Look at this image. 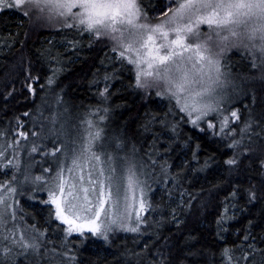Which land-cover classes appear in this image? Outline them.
Masks as SVG:
<instances>
[{"label":"trees","instance_id":"1","mask_svg":"<svg viewBox=\"0 0 264 264\" xmlns=\"http://www.w3.org/2000/svg\"><path fill=\"white\" fill-rule=\"evenodd\" d=\"M137 1L150 21L159 0ZM13 10L22 14L19 21L9 9L0 13V135L4 131L11 139L7 131L17 126L25 137L42 131L62 103L91 112L87 119L102 131L109 108L115 121L105 146L133 149L130 158L143 169L151 166L148 185L162 186L140 213L139 233L103 242L69 236L51 208L42 215L36 210L42 200L34 210L25 208L23 214L33 216L26 227L38 234L36 264H264V68L242 50L223 56L224 68L238 74L254 110L251 128L228 139L190 125L179 109H171L170 96L136 87L132 67L113 55L119 51L110 39L82 30L78 21L68 20L76 26L65 27V18L46 11ZM245 101L232 108L241 113ZM69 127L78 128L71 120L63 130ZM48 143L51 150L54 144L64 149ZM3 170L0 158V184ZM28 249L19 252L25 257Z\"/></svg>","mask_w":264,"mask_h":264},{"label":"rangeland","instance_id":"2","mask_svg":"<svg viewBox=\"0 0 264 264\" xmlns=\"http://www.w3.org/2000/svg\"><path fill=\"white\" fill-rule=\"evenodd\" d=\"M7 2H11V0H7ZM135 2L140 9L137 22L146 23L149 25V27H155L157 24L167 21L168 18L172 16V11L169 8L170 4L171 8L177 7V5L172 2V0H159V4L149 13V21L144 17L138 1L135 0ZM181 2H183V0H181ZM7 9L10 10V13L14 16V19L19 21L22 18L21 13H16L13 10L17 8L4 7L3 3L0 2V13ZM27 9H31L27 4L21 8L22 11ZM35 13L37 15L38 10H34L33 14ZM165 13H167V15H165ZM52 17L55 19L63 18L56 15H53ZM178 23L184 25L190 23V21L188 20V17H185L183 21H178ZM259 23V20H257L255 17H252L247 21L246 24H241L239 27H236L235 30L237 31L238 35L235 37H230L229 41L226 42V47L223 45L218 47L217 45L220 44L219 38L216 37L214 33H212L214 42L211 43L209 51L205 52L204 54L206 57L211 56L214 60H219L221 73L219 77V83H213V81L216 79V73L214 71L208 73V69L206 67L205 73L211 75L212 80H209L208 76L206 75L202 83L190 85L188 91L179 93V102L177 101V98L171 96L169 85L164 82H157L154 86L155 91H158L166 98L170 96L172 101L168 102L171 105V109L173 111L179 109V111L184 114L186 121L190 125H194L192 120L196 119L197 115H199L198 112H192L191 115L188 114L191 111V105L193 103H195L198 107L206 103L213 104V106L216 107V111L209 112L207 116H204L198 120L194 125L198 129L212 130L217 135H225L228 137V139L232 138L234 134L233 132L235 131H237L238 137L241 133L245 134L246 130L251 128L250 121L254 116V110L248 107L247 101H245L247 94L243 89L244 86H242V82L238 77V74H235L234 72L227 70V68H224L223 56L231 51L242 50L249 54L250 57L254 59L253 61H255L257 65L263 69L264 64L261 62V53L259 51V47L262 42L258 38L259 34H257V39L255 40L248 39L252 29ZM192 26L193 28L197 27L194 23ZM116 27L121 28L122 30L127 29L126 25L118 24ZM167 27L170 28L172 25H168ZM199 30L202 34H207L211 31L207 24L199 25ZM227 34V32H221V35ZM114 35L119 36L120 33L117 32ZM124 35L127 36V31H124ZM169 38H173L172 33H170ZM185 42H191L195 44L201 43L202 41L193 37H188ZM233 44H235V46H233ZM221 47H223V51H221ZM116 51H119V53L112 54L119 57L120 50L117 49ZM126 55L131 56L134 54L126 53ZM189 55H192V53H185V57ZM123 60L129 64L127 59ZM129 65L132 67L134 72V81H136V73L139 69L135 65ZM184 66L186 68H190V64L187 61L184 62ZM140 67L147 68V65L141 64ZM149 83H152L151 78H149ZM202 88H211L214 89V91H212L210 95H205L203 97L195 96V92L201 91ZM241 101H245L246 106L240 113L238 108H232V106ZM185 103H188L189 108L185 111H181L180 109ZM71 107L72 106H69L67 103H62L56 109L55 119L50 123V126L44 127L42 131L38 130L36 132H32V135L30 134L27 137L22 134V129H19L18 126L12 131H7L8 129L6 130L7 135H12L11 139L7 136L5 137L4 131H2V134L0 135V158L5 169L2 173V179H4V183L1 182L3 184H0V196L6 198L5 203L0 204V212L4 213L3 222L0 223V254L1 251L4 252L3 256L0 255V264H26V262L30 260L33 262V264H36L37 260L34 258L35 255L37 257L41 256V253H39V243L38 241H35V239H38V234L34 232V229H28L26 227V225L29 224L33 219V216L29 214H23L25 208L34 210L38 205L36 202L42 200L40 202L41 207L39 206L40 208L38 207L36 210H39L42 215V209L51 208L53 213L52 218L56 219L53 211L54 205L44 203V201L49 199V189L54 187V177L56 176V173L60 170V168H73V154L79 156L83 149H86L87 151H85L84 156L77 161V163L82 165L83 171H81L80 168H76L73 173H68L65 171V178H70L72 175L77 177L84 175L86 184L87 174L89 172H93L94 168V175H98L100 169H104L105 175H107L109 168H115L116 171L114 175L118 178H121L120 182L126 187L129 169H132L135 172L136 178L139 182L137 188V197L142 198L145 202V205L149 200L151 202V200L155 198L156 193L159 194L161 191V185H159L157 188L156 186L153 188V184L148 185L147 176H149L150 180L153 179L152 174L150 173L152 172L150 169L151 166L150 168L145 166L143 169L140 162H137V160L133 157L130 158L131 156L129 154L133 151V149H130L129 151L118 150V153L114 148L105 146L106 142L109 141L113 136L111 126L115 121V117L111 116V111L109 108L105 109L108 115H104L102 119V124L106 130L104 128L101 131L99 127H96L95 124L92 123L90 118L87 119L91 112L87 113L88 115H84L83 111L76 112ZM232 112H236L238 118L233 117L231 115ZM225 117H227V126L224 125ZM70 120L78 128L75 129L69 127V131L63 130V128L66 126V122L69 124ZM209 123L213 124L214 127H209ZM52 124H54V126H52ZM107 129L109 132H107ZM97 133L99 134L98 136ZM164 136V140H166L167 135ZM6 138H8L14 146L12 151H10L8 148ZM48 141L62 143L64 145V149L60 147V144H54V148L51 150L52 146L49 145ZM48 146H50V148ZM34 147L37 149L35 152L32 151ZM57 147L61 149L60 152H56ZM53 152H55V155H52ZM90 153L99 156L100 160L97 161L93 159V157L89 158ZM39 161L40 163H37ZM40 168L42 169V172L39 171ZM48 169L51 171L49 178L46 174ZM52 169H54L53 172ZM36 177H41V180H36ZM100 178L103 179L104 177ZM11 188H14L15 191L12 192L8 190ZM32 195H37V199L34 203L29 202V198ZM129 203H131V201H129ZM116 207L117 206L113 205L111 208H109L106 205L105 209L108 212V215L106 216L103 212L101 213L97 223L100 224L103 234L94 233L96 236L98 234L99 238L95 237L92 232L88 231L87 227L84 229L83 233L79 231H73L71 235H69V233L68 235H76L75 237L79 238H81V236H86L88 238L90 237L91 241L103 242L105 239L108 240L109 238L115 240L120 235H136L139 233L140 220L136 219V209L139 207V205L135 204L133 207L128 208L127 212L125 211V204L123 201H121L118 206L120 208L119 210H117ZM150 213L151 212L149 210L148 214L150 215ZM43 221L46 223L45 220ZM112 221H115V223H112ZM61 224L62 228L66 226L68 232L69 226L62 222ZM126 227H136L138 230L135 232L127 231L125 230ZM104 229L108 230L105 232ZM31 230L33 233H31ZM21 237H24V244L33 242L38 246V250L33 251L32 248L28 249L30 252L24 257V254L19 252V249L22 251L24 249V247H21L20 245ZM14 260H16V262Z\"/></svg>","mask_w":264,"mask_h":264},{"label":"snow or ice","instance_id":"3","mask_svg":"<svg viewBox=\"0 0 264 264\" xmlns=\"http://www.w3.org/2000/svg\"><path fill=\"white\" fill-rule=\"evenodd\" d=\"M0 2L4 7L21 9L27 4L29 8L41 13L48 11L50 14L65 18V27L76 26L68 23V20L78 21L82 30L93 33L97 38L103 37L113 41V50H120L121 59H127L129 64L137 66L139 70L136 73V87L147 89L154 87L157 82H164L169 85L171 96L177 98L178 102L179 93L188 91L190 85L202 83L206 75L209 80H212L208 73L214 71L216 79L213 83H219L221 75L219 60H214L211 56L206 57L204 54L209 51L211 43L214 42L212 33L219 38L220 44L217 46L226 47L230 37L238 35L235 28L255 17L260 23L252 29L248 39L255 40L259 34L258 38L262 42L259 51L261 62L264 64V0H183V2L172 0L177 5L176 8H171V4L169 5L172 16L155 27L137 22L140 9L135 0H11V2L0 0ZM23 14L28 15V11H24ZM185 17H188L190 23L184 25L178 23ZM193 23L197 26L196 28H193ZM118 24L126 25L127 29L122 30L116 27ZM201 24H207L211 31L202 34L199 30ZM168 25L172 27L168 28ZM124 31H127V36L124 35ZM117 32L120 33L119 36L114 35ZM221 32L228 34L221 35ZM170 33L173 34L171 39ZM188 37L202 42L186 43ZM126 53L134 55L129 56ZM185 53H192V55L185 57ZM185 61L190 64V68L184 66ZM141 64H146L147 68H141ZM256 66L253 64V67ZM206 67L208 73H205ZM149 78L152 79V83H149ZM212 91L214 89L202 88L201 91L195 92V96L210 95ZM188 108V103H185L181 111ZM212 111H216V107L211 103L200 107L193 103L188 114L199 113L196 119L192 120L195 125L198 120ZM231 115L237 117L236 112H232ZM224 125L227 126V117L224 118ZM208 126L214 127L211 123ZM32 151L35 152L37 149L34 147ZM60 151L61 149L57 147L56 152ZM85 151L87 150L83 149L79 156L73 154L74 167L60 168L54 177V187L49 189V199L44 203L54 205L55 218L69 226V235L73 231L83 233L86 227L90 232L103 234L97 221L102 212L108 215L105 206L118 207L123 201L126 212L135 204L139 205L136 209V219L140 220V213L145 210L146 205L142 198L137 197L139 182L132 169H129L126 187L120 182L121 178L114 175L115 168H109L107 175L104 169H100L98 175H94V168L93 172L87 174L86 184L84 175L79 177L72 175L70 178H65V171L73 173L76 168L83 171L82 165L77 161L84 156ZM52 155H55V152ZM93 159L99 161L100 157L93 156ZM228 163L232 164L234 161L229 160ZM35 179L39 181L41 177ZM8 190L15 191L14 188ZM5 199L0 196V204H4ZM3 217L4 213L0 212V223L3 222ZM107 230L104 229L105 232ZM125 230L135 232L138 229L126 227ZM23 240L24 237H21V247L38 250L36 244L26 245Z\"/></svg>","mask_w":264,"mask_h":264},{"label":"bare ground","instance_id":"4","mask_svg":"<svg viewBox=\"0 0 264 264\" xmlns=\"http://www.w3.org/2000/svg\"><path fill=\"white\" fill-rule=\"evenodd\" d=\"M50 30V29H49ZM52 30V29H51ZM47 263V262H46Z\"/></svg>","mask_w":264,"mask_h":264}]
</instances>
